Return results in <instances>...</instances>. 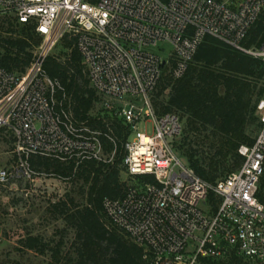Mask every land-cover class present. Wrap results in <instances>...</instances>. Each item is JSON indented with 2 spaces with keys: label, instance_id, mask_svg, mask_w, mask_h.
Instances as JSON below:
<instances>
[{
  "label": "built area",
  "instance_id": "1",
  "mask_svg": "<svg viewBox=\"0 0 264 264\" xmlns=\"http://www.w3.org/2000/svg\"><path fill=\"white\" fill-rule=\"evenodd\" d=\"M263 15L264 0H0V18L33 25L40 38L23 72L0 67V132L12 135L15 155L0 166V187L41 175L30 166L32 156L73 162L75 170L89 161L112 162L115 151L107 154L101 139L114 143L111 134L75 123L64 108L63 86L43 71L62 39L76 38L89 85L104 99L101 110L129 130L122 175L155 181L130 187L122 198H104L105 223L142 249L141 264H213L233 254L264 264V205L257 197L264 97L255 108L254 143L238 149L242 165L215 184L176 156L179 116L157 115L152 105L164 71L182 78L206 37L264 63V35L244 45Z\"/></svg>",
  "mask_w": 264,
  "mask_h": 264
},
{
  "label": "trees",
  "instance_id": "2",
  "mask_svg": "<svg viewBox=\"0 0 264 264\" xmlns=\"http://www.w3.org/2000/svg\"><path fill=\"white\" fill-rule=\"evenodd\" d=\"M99 0H87L91 4ZM0 25V67L9 72H23L32 60V53L40 38L31 24H17L3 19ZM264 35V15L250 30L244 45L255 44ZM57 47L60 55L49 56L43 71L50 79L63 86L68 109L75 123H85L91 129L111 134L114 143L101 137L105 152L115 151L109 164L89 161L75 170L73 162L32 156L31 168L39 173L66 178L70 182L82 180L88 186L86 204L77 205L69 195L52 205L56 215L75 233L71 245L75 260L67 258L65 264H141L143 251L115 228L105 225L102 202L104 198L119 199L130 188L154 183L151 176L130 178L133 185L121 182L120 167L124 155V143L128 128L113 113L103 110L92 115L100 101L90 87L82 58L76 46V38L64 37ZM152 105L157 115L177 114L183 130L176 143L177 151L188 161L197 177L215 184L227 174L240 168L243 158L238 154L241 146H251L260 128L255 116L257 102L264 97V63L232 49L223 42L206 37L198 46L187 72L178 80L165 73L154 93ZM165 99H161L162 96ZM61 99V95H56ZM109 127V131L106 128ZM207 133L208 152L198 150L196 136ZM195 139V141H194ZM257 197L264 205V174L260 179ZM208 202L213 209L218 200L210 193ZM62 243L49 249L38 238L24 242L27 249L41 247V252L51 251L50 264H59ZM73 261V262H72ZM213 264H247L235 254Z\"/></svg>",
  "mask_w": 264,
  "mask_h": 264
},
{
  "label": "rangeland",
  "instance_id": "3",
  "mask_svg": "<svg viewBox=\"0 0 264 264\" xmlns=\"http://www.w3.org/2000/svg\"><path fill=\"white\" fill-rule=\"evenodd\" d=\"M2 21L3 18H0V25ZM60 52L61 48L56 47L53 55L58 56ZM165 73L166 71L163 75ZM165 96L161 99H165ZM99 100L92 112L94 116L101 111L104 99L99 97ZM206 136L207 133L193 136L197 139L198 150L204 153L208 152ZM13 143L9 132H0V166H8L15 161ZM176 156L185 166H189L187 159L178 151ZM121 182H125L127 186L133 185L124 175H121ZM87 187L82 180L63 181L44 173L36 176L33 181H12L0 187V264H50V250L46 249L43 253L41 247L32 250L24 247L25 240L30 237L40 239L49 249L62 243V259L59 264H65L67 258L75 260V251L71 246L75 233L65 225L63 218L54 213L52 205L65 199L67 195L77 205H85ZM105 225L108 229L112 228L106 223Z\"/></svg>",
  "mask_w": 264,
  "mask_h": 264
},
{
  "label": "water",
  "instance_id": "4",
  "mask_svg": "<svg viewBox=\"0 0 264 264\" xmlns=\"http://www.w3.org/2000/svg\"><path fill=\"white\" fill-rule=\"evenodd\" d=\"M161 67H163V64L161 65Z\"/></svg>",
  "mask_w": 264,
  "mask_h": 264
}]
</instances>
